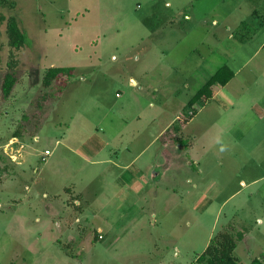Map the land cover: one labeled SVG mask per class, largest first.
I'll return each mask as SVG.
<instances>
[{"label":"rangeland","instance_id":"obj_1","mask_svg":"<svg viewBox=\"0 0 264 264\" xmlns=\"http://www.w3.org/2000/svg\"><path fill=\"white\" fill-rule=\"evenodd\" d=\"M2 1L0 78L12 58L19 74L0 99V264H192L222 229L242 233L234 264L264 263L260 0ZM9 16L29 46H9ZM50 66L72 77L40 113ZM91 134L101 158L140 151L143 183L86 165ZM159 148L171 164H149Z\"/></svg>","mask_w":264,"mask_h":264},{"label":"trees","instance_id":"obj_2","mask_svg":"<svg viewBox=\"0 0 264 264\" xmlns=\"http://www.w3.org/2000/svg\"><path fill=\"white\" fill-rule=\"evenodd\" d=\"M0 2H3L0 0ZM6 35L7 43L14 49H18L22 46H29L30 40L26 33L19 29L15 23L13 16H9L6 22ZM72 67L71 66H50L48 67L42 75L41 78V88L43 94L41 97L36 98L35 108L43 113L51 107L59 92L63 90L68 80L72 77ZM221 69L215 71L209 79L204 83V85L211 84L213 80L218 79L221 76ZM18 71L16 69V60L10 59L6 62V69L0 78V99L5 100L11 93L14 85L17 83ZM218 81L223 84L225 81L218 79ZM202 88V87H201ZM195 91L192 99L202 93V89ZM25 123L29 122L26 115L22 116ZM176 125V130H177ZM182 140H179V142ZM2 158V154H0ZM67 191V189H65ZM70 192V191H69ZM78 195L72 199V207L79 209ZM242 237L240 231L231 233L228 230L222 229L215 233L211 237L210 241L205 245L203 250L196 256L192 264H234L235 260L232 255V250L234 248V241L239 240ZM248 264H264L261 258L253 257L250 259Z\"/></svg>","mask_w":264,"mask_h":264},{"label":"crops","instance_id":"obj_3","mask_svg":"<svg viewBox=\"0 0 264 264\" xmlns=\"http://www.w3.org/2000/svg\"><path fill=\"white\" fill-rule=\"evenodd\" d=\"M257 11H259L262 14L261 17L264 20V0H260L258 10H256V9L252 10V12H255V13ZM261 25H263V24L261 23ZM255 29H257V28H255ZM130 80L132 83H134L132 81V79H130ZM177 119H179L178 116H174L173 119H170V121L168 123H166V125H164V127L159 131V133H157L154 137H152V140L158 141V138L162 134L163 130L166 129L173 121H175ZM183 125H185V122L182 125H179V129ZM94 137H96V136L91 134L90 136L85 138L82 142H80L79 145L76 146V150L80 151L82 161L90 167H93V168L99 167L101 169H105L106 172L109 168L112 167L114 169V172H116L115 175L112 176V178H114V180L121 179L122 173L127 171L132 178H136L135 179L136 184L138 186H140L143 183L141 181L142 175L140 173L139 166L136 164V162H137L136 159L140 157V151H138L137 154L127 156L125 159H122V161H118L117 157H115L116 159L109 157L110 156L109 152L106 154L105 158H101L99 156L100 155L99 153H101L103 148L108 145V142L107 141L102 142L98 137H96L98 139H95ZM183 146H184L183 152H185L187 145L186 146L183 145ZM142 150H145V149H142ZM165 150L166 151H165L164 155H162L160 153L161 152L160 148H159V151L145 150V152L143 151V155H145L147 153L146 155H147V160L149 161V164H151L152 162H155L156 160H157L156 162H161V160H162V163H165V165H168V164H171L172 160L174 161L175 155H172L170 153V151L167 152L166 148H165ZM113 153H115V155L121 154L120 150L113 151ZM176 160H178V159L176 158ZM159 166L161 167V165H159ZM159 166H157V167H159ZM109 179H111V177ZM134 186L131 187L133 194L139 193L140 188L138 187L139 189H136V188H134ZM187 194H188V192H187ZM77 195H79V194H77ZM92 195H93V197L96 196L95 194H92ZM87 200L88 199H86V201ZM92 200H94V199H92ZM76 202L78 203V200H76ZM132 204H134V203L132 202Z\"/></svg>","mask_w":264,"mask_h":264},{"label":"built area","instance_id":"obj_4","mask_svg":"<svg viewBox=\"0 0 264 264\" xmlns=\"http://www.w3.org/2000/svg\"><path fill=\"white\" fill-rule=\"evenodd\" d=\"M50 151L47 149H44L40 155V159L44 160L47 155H49Z\"/></svg>","mask_w":264,"mask_h":264},{"label":"clouds","instance_id":"obj_5","mask_svg":"<svg viewBox=\"0 0 264 264\" xmlns=\"http://www.w3.org/2000/svg\"><path fill=\"white\" fill-rule=\"evenodd\" d=\"M224 150V148L223 147H221V151H223Z\"/></svg>","mask_w":264,"mask_h":264}]
</instances>
